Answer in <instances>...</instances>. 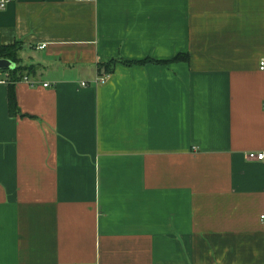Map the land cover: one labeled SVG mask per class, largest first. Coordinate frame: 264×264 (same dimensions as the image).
Instances as JSON below:
<instances>
[{"label":"crops","instance_id":"crops-1","mask_svg":"<svg viewBox=\"0 0 264 264\" xmlns=\"http://www.w3.org/2000/svg\"><path fill=\"white\" fill-rule=\"evenodd\" d=\"M12 45L0 264H264V0H15Z\"/></svg>","mask_w":264,"mask_h":264},{"label":"trees","instance_id":"trees-1","mask_svg":"<svg viewBox=\"0 0 264 264\" xmlns=\"http://www.w3.org/2000/svg\"><path fill=\"white\" fill-rule=\"evenodd\" d=\"M17 50H18V47L16 45H12V46H8V47L0 46V59H6V60L12 61V62H14V64H16L17 60L15 58V53H16ZM182 58L183 57L176 56L174 61L183 60ZM185 58H187V57H185ZM150 62H152V61L151 60H145V61H141L140 64H145V63H150ZM105 67H108V66L106 65ZM17 69L18 68L15 67L12 70L11 69L8 70L9 72H11V74H13V75H10V76H12V79L14 81H19L17 79V77L14 76V72ZM106 71H108V69ZM9 105H11V107H13V108H14V106H16L15 103H14V98H13L12 92L10 93V96H9Z\"/></svg>","mask_w":264,"mask_h":264},{"label":"built area","instance_id":"built-area-1","mask_svg":"<svg viewBox=\"0 0 264 264\" xmlns=\"http://www.w3.org/2000/svg\"><path fill=\"white\" fill-rule=\"evenodd\" d=\"M14 2H15V0H0V11H4L5 9H7V7L9 5H11ZM45 47H46V45L42 44L38 48L44 49ZM259 67H260L261 71H264V59H262L259 62ZM98 82L99 83L105 82V78H98L97 81L95 82V84ZM0 83H3V82L0 81ZM80 86L84 87V86H86V83L83 82V84H81ZM45 87H46V85H45ZM246 156H247V159L250 161H255V162L263 161L264 162V152H261V153L249 152V153H246ZM261 222L264 223V216L261 217Z\"/></svg>","mask_w":264,"mask_h":264},{"label":"water","instance_id":"water-1","mask_svg":"<svg viewBox=\"0 0 264 264\" xmlns=\"http://www.w3.org/2000/svg\"><path fill=\"white\" fill-rule=\"evenodd\" d=\"M15 64L11 61H6V60H0V70H9V69H14Z\"/></svg>","mask_w":264,"mask_h":264}]
</instances>
